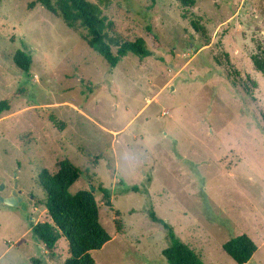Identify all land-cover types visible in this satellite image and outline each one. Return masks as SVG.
Segmentation results:
<instances>
[{"label":"rangeland","instance_id":"rangeland-1","mask_svg":"<svg viewBox=\"0 0 264 264\" xmlns=\"http://www.w3.org/2000/svg\"><path fill=\"white\" fill-rule=\"evenodd\" d=\"M30 1L0 0V100H11L0 195L17 184L22 197L0 200V264L70 256L65 237L52 255L31 230L50 221L39 175L63 158L82 172L70 192L94 188L112 237L92 251L96 264H168V231L151 210L204 264H237L222 245L242 234L258 246L246 264H264V75L252 61L264 49V0H89L154 52L113 68ZM19 49L32 56L28 73L13 61Z\"/></svg>","mask_w":264,"mask_h":264},{"label":"trees","instance_id":"trees-1","mask_svg":"<svg viewBox=\"0 0 264 264\" xmlns=\"http://www.w3.org/2000/svg\"><path fill=\"white\" fill-rule=\"evenodd\" d=\"M181 1L186 5L195 2ZM37 4L75 30L88 47L99 53L112 68L130 53L140 58L154 54L144 38L133 36L131 32H121L115 21H107L100 8L89 0H31L28 7L31 9ZM192 25L197 31L201 30L195 21ZM145 32L152 39L153 47L161 48V41L150 26L145 28ZM113 47H116L115 52ZM13 61L24 72L30 71L32 56L28 51L17 50ZM252 61L255 68L264 75V49L259 48L252 55ZM10 108V99L0 100V115ZM81 173L69 158H63L58 162L55 172L44 169L39 175L46 194L44 206L50 221L37 222L31 226V230L52 255L58 240L65 237L70 248V256L65 264H96L92 251L101 249L112 238L100 220V209L94 192L89 189L70 192V187ZM100 190L110 205L111 190L105 187H100ZM149 215L168 231L169 245L162 250L168 264H204L200 254L177 237L170 224L159 218L153 210ZM222 248L237 264H246L258 246L251 237L242 234L224 242ZM33 261L35 264H44L39 258Z\"/></svg>","mask_w":264,"mask_h":264},{"label":"water","instance_id":"water-1","mask_svg":"<svg viewBox=\"0 0 264 264\" xmlns=\"http://www.w3.org/2000/svg\"><path fill=\"white\" fill-rule=\"evenodd\" d=\"M5 184L2 183L0 185V191L3 190ZM16 187H17V184H15V188L12 190V194L10 196H2L0 195V200L2 202H4L5 204L7 205H10V206H15V205H18L19 202H21L22 198L21 196H18L19 195V192H21V190H16ZM94 188L92 187L91 188V191H93Z\"/></svg>","mask_w":264,"mask_h":264},{"label":"flooded vegetation","instance_id":"flooded-vegetation-1","mask_svg":"<svg viewBox=\"0 0 264 264\" xmlns=\"http://www.w3.org/2000/svg\"><path fill=\"white\" fill-rule=\"evenodd\" d=\"M11 194H12V192H11ZM18 196H21V192H19V195ZM22 198V197H21ZM22 201V200H21Z\"/></svg>","mask_w":264,"mask_h":264}]
</instances>
